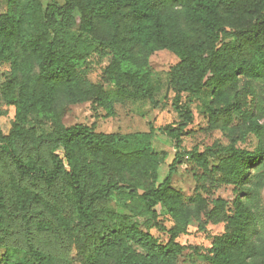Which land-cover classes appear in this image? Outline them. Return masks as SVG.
Wrapping results in <instances>:
<instances>
[{
    "label": "trees",
    "instance_id": "trees-1",
    "mask_svg": "<svg viewBox=\"0 0 264 264\" xmlns=\"http://www.w3.org/2000/svg\"><path fill=\"white\" fill-rule=\"evenodd\" d=\"M77 23L112 53L106 79L116 82L121 93L153 104L149 58L162 49L176 54L179 61L170 70L171 86L193 94L211 90L208 128L227 133L231 142L203 151L178 149L167 176L159 182L158 156L165 153L158 155L150 146L152 131L119 134L95 132L83 124L67 127L63 122L67 105L92 102L107 117L116 114L104 86L79 73L85 57L50 33ZM1 60L11 64L3 97L15 107L9 133L0 131L8 153L7 158L0 154L3 264H60L69 255L73 221L49 191L59 181L70 191L81 227L96 228V204L115 192L140 198L152 219L160 204L175 222L164 245L145 226L122 225L120 231L135 239L141 252L119 246L100 226L84 264H177L183 250L178 235L187 231L190 220L202 216L212 222L224 219L229 226L210 249L211 264H264V240L253 238L256 217L248 184L252 169L264 165V124L249 110L247 95L238 91L241 78H264V0H64L62 5L52 1L45 10L41 0H9L6 12L0 14ZM235 112L257 136L255 149L236 146ZM32 115L46 117L52 131L38 134L35 126H29ZM165 131L176 135L175 130ZM30 143L33 148L27 150ZM86 151L108 176L90 192L80 179L83 170L92 167ZM220 154L225 155L212 164ZM184 157L202 168V179L209 185L201 188L207 194L225 182L234 185L233 198L209 200L197 191L194 206L187 205L170 184Z\"/></svg>",
    "mask_w": 264,
    "mask_h": 264
},
{
    "label": "rangeland",
    "instance_id": "rangeland-1",
    "mask_svg": "<svg viewBox=\"0 0 264 264\" xmlns=\"http://www.w3.org/2000/svg\"><path fill=\"white\" fill-rule=\"evenodd\" d=\"M9 0H0V14L6 12ZM56 1L63 4L64 0H41L45 8ZM77 14V13H76ZM50 33L60 41L65 42L68 49L77 51L85 57V62L79 67V73L86 79L101 83L115 102L116 114L107 117L106 111L95 103L86 102L67 105L65 107L63 122L69 127L83 124L92 127L95 132L103 133H141L151 132L149 144L158 155L164 152V157L159 155L157 170L158 181L161 182L168 174L169 165L172 163L176 151H187L198 148L203 151L207 146L217 144L228 145L232 137L220 130L208 128L207 105L211 101V90L193 94L191 92H177L170 84L171 67L178 63L179 58L173 52L162 49L154 52L150 58L151 84L154 91L156 104L143 97H131L119 91L116 82L106 79L105 70L113 61L109 48L102 46L81 31L79 23L70 29L57 27ZM62 45V44H61ZM62 48V47H61ZM11 77V64L0 61V131L8 134L15 122V107L8 105L3 97V89ZM239 93L247 95L248 108L252 114L264 124V78L246 79L239 82ZM29 126H35L38 134H49L52 131L51 122L43 116L32 115ZM233 126L236 133L233 138L238 147L253 150L258 144L257 136L249 130L240 114L235 112ZM175 130L176 135H168L166 129ZM36 144V143H35ZM27 150L33 148L32 143L26 145ZM87 152V151H86ZM63 156L62 150H57ZM0 154L8 156L7 148L0 142ZM225 154H220L212 159L216 164ZM92 167H88L80 174V179L88 192L95 190L107 182L108 176L99 171L97 159L89 152L86 153ZM7 158V157H6ZM203 170L194 162L184 157L178 164L176 172L172 175L170 184L179 190L184 202L189 206L195 204L196 192H201L209 200L214 198H233L234 185L222 182L212 188L207 194L201 186L209 185L202 179ZM216 179L220 177L216 176ZM248 184L252 188V207L256 217V227L253 238L257 241L264 240V165L253 168ZM54 199L60 204L65 214L72 219L74 227L73 243L68 245L69 255L60 264H84V257L94 248L93 238L96 230L103 226L105 233L119 246H132L137 251L143 249L135 239L120 231L122 225L145 226L158 244H166L170 239L169 230L174 226V220L167 215L164 208L158 204L154 207L157 217L152 219L149 213L143 210L140 198L130 199L125 192H115L113 195L100 200L96 204V228L81 227L76 220L73 201L68 194L70 191L63 187L59 181L54 188H49ZM204 223L203 229L200 223ZM228 222L224 219L218 222L206 221L204 216L200 220L189 221L187 231L179 234L177 241L183 246L177 264H211L207 256L210 254L216 237L228 230ZM4 249L0 248V264H3Z\"/></svg>",
    "mask_w": 264,
    "mask_h": 264
}]
</instances>
